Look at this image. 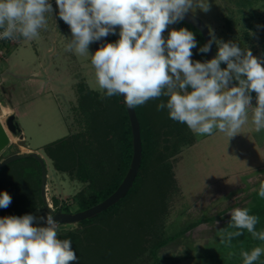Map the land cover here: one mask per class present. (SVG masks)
I'll use <instances>...</instances> for the list:
<instances>
[{"label": "rangeland", "instance_id": "rangeland-1", "mask_svg": "<svg viewBox=\"0 0 264 264\" xmlns=\"http://www.w3.org/2000/svg\"><path fill=\"white\" fill-rule=\"evenodd\" d=\"M208 3L210 10L206 13L198 8L189 12L208 26L216 41L236 43L264 60V0ZM169 33L163 32L165 40ZM71 39L70 32L68 40ZM24 42L10 48L0 59L8 57L11 65L20 63L25 70L33 68L38 64L35 45L26 48ZM94 43L89 46L90 55L94 54ZM214 45L218 50L217 43ZM36 47L39 55L47 54L43 46ZM65 48L66 44L59 45L53 53L55 58L49 68L52 85L43 84L42 93H35L24 78L17 81L21 90L18 120L25 138L12 140L0 159L25 150L22 145L31 147L46 160L47 176L45 182L43 178L40 182L39 164L32 157L5 166L0 173V193L7 192L12 201L9 207L0 208V218L26 215L37 203V208L28 214L37 218L33 226L46 227L48 215L54 218L59 211L78 212L80 196L100 190L117 162L118 148L106 142V125L115 122L117 106L105 103L91 57ZM36 69L40 70L38 66ZM80 84L100 91L105 100L95 124L79 107ZM253 108L251 112L247 110L248 122L233 137L215 129L211 135L195 134L197 143L186 146L179 155L154 158L140 192L114 216L89 224L57 222L58 238L70 239L78 257L70 264H243L242 250L251 252L255 247H264V241L254 239L246 229L231 241L220 232L234 230L228 228L234 208L250 209L251 215L259 217L256 231H264V198L258 195L264 184V130L255 131ZM156 115L151 111L154 120ZM160 130L163 149L168 125ZM72 134H78L79 144L90 146L83 164L73 162L79 148L72 142L63 152L55 145L46 148ZM53 157L68 169L59 170ZM163 166L168 167L165 172L172 168L175 178L157 173ZM254 264H264V254Z\"/></svg>", "mask_w": 264, "mask_h": 264}, {"label": "clouds", "instance_id": "clouds-1", "mask_svg": "<svg viewBox=\"0 0 264 264\" xmlns=\"http://www.w3.org/2000/svg\"><path fill=\"white\" fill-rule=\"evenodd\" d=\"M59 17L70 27L72 39L66 51L89 55L97 84L107 97L122 96L129 108L167 97L157 105L165 108L171 120L186 124L197 135H211L214 129L229 138L248 122L251 93H257L252 123L256 132L264 130V60L253 56L232 42L212 40L199 49L211 50L217 43L215 58L193 62L192 49L197 42L186 28L163 32L170 24L184 19L193 8L210 10L208 0H56ZM53 11L49 0H0V40L34 39L47 27L46 14ZM115 43L101 46L93 55L89 46L109 34ZM227 67L222 69L221 63ZM236 86L228 87L231 81ZM247 93V94H246ZM259 197L264 198V184ZM12 201L0 193V208ZM227 231L222 236L231 241L244 229L254 239L264 241V231H256L259 217L248 208H234ZM43 219V218H41ZM31 214L0 218V264H70L78 257L70 239H59L57 221L46 218V227L33 226ZM264 254V247L241 251L243 264H254Z\"/></svg>", "mask_w": 264, "mask_h": 264}, {"label": "trees", "instance_id": "trees-1", "mask_svg": "<svg viewBox=\"0 0 264 264\" xmlns=\"http://www.w3.org/2000/svg\"><path fill=\"white\" fill-rule=\"evenodd\" d=\"M181 28H186L189 31L193 32L195 36V40L197 42L196 48L192 49L193 55L191 57V60L193 62L200 61L202 63L208 61L207 53H201L199 51V49L205 45V39L202 33L193 25L188 24L181 20L178 23L168 25L164 32H166L167 30L168 31L179 30ZM119 30L120 29L116 30L115 35L113 34L111 35L107 43H115L119 39ZM215 51L216 53L218 52L216 48ZM221 67L225 69L227 65L222 62ZM84 87H86L84 84H80L78 86V89L81 92L79 107L82 108L83 112L88 113L89 118L92 120L93 124H95V122L97 121V116H100L99 113L101 112L99 111L100 109L103 108L102 105L104 104L105 100L102 99L100 91L93 90L90 88H84ZM105 91L106 90H103V93ZM252 94L257 97V93L252 92ZM105 97H106L105 103L110 101L111 103L117 106V118L115 122H113L112 124L110 123V125H106V131H107L106 142L107 143L110 142L112 146L114 144V147L118 148V152H116L118 158H116L117 162L113 167L110 177L105 182V185L100 190L89 196L86 195L80 196L78 202L79 205L78 211L88 209L102 202L107 197H109L122 183L123 179L125 178L130 168L133 158V153H134L133 132L126 106L120 96L107 97L105 95ZM167 99H168L167 97H160L158 99L149 100L144 105L135 107L141 126L143 156H142V163L140 166V170L134 182V186L122 200L114 204L108 210L96 215L95 217L81 221L82 224H89L98 219L111 217L119 213L123 209L127 201L140 192L141 186L145 181L146 174L148 170H150V166L152 165L154 158H171L181 153L184 147L188 145H192L196 142L195 134L187 127L186 124H182L171 120L168 116V110L166 108L161 111L157 110V105L162 101L166 103ZM151 111L152 114L153 113L157 114L156 115L157 117H154L156 118L155 120L151 116ZM164 125L165 126L168 125V131H167L168 136L166 139L163 140L164 147L163 149H161L160 148L161 138H162L161 135L163 133L161 132L160 129H162ZM77 135L78 134L76 135L72 134L71 136H66L55 142L49 143L46 146V148L55 145L56 150L63 152L66 150L67 146H69L70 143L72 142L74 146H77L79 148L78 151H76L75 155L72 157L74 158L73 162H75L76 165L83 164L84 163L83 158H86L87 155L90 153V150L88 149L90 148V146H87L85 144H79V141L77 140L78 138ZM170 138H172V140L170 145H168V141ZM67 151L69 150L67 149ZM54 153H58V152H54ZM31 159L36 160L33 157ZM53 159L55 160L54 161L55 166L59 170L66 171L68 169V166H61L58 164L59 162L58 158L53 157ZM36 161L38 162L40 168V176H41L40 182H41L42 169L39 161L38 160ZM164 168H168V167L163 166L162 169H158L157 173H159L160 175H163L165 173V176L169 177L170 179L172 177L175 178L174 171L172 170V168H169L168 172H165ZM163 179L164 178L161 177L160 182H162ZM37 206H38L37 203H35L34 206L31 207L30 210L27 212V214L35 210Z\"/></svg>", "mask_w": 264, "mask_h": 264}, {"label": "water", "instance_id": "water-1", "mask_svg": "<svg viewBox=\"0 0 264 264\" xmlns=\"http://www.w3.org/2000/svg\"><path fill=\"white\" fill-rule=\"evenodd\" d=\"M188 24L193 25L195 28H197L203 35L205 39V44L209 43L210 40H212V33L208 26L197 16L194 14L188 12L185 14L184 19L182 20ZM119 29V26H116V30ZM112 34H109L107 37L101 38L100 41H97L94 43V53L97 51L101 46L105 45ZM216 51L214 42L211 45V50L207 52V59L211 60L215 58ZM221 67V65H220ZM222 68V67H221ZM223 69V68H222ZM238 83H236L234 80L231 81L228 85V87L236 86ZM247 94V93H246ZM124 102V98L120 96ZM130 121H131V127L133 132V158L130 165V168L123 179L122 183L118 186V188L105 200L102 202L88 208L82 211H78L75 213L70 212H63L59 211L55 214L54 219L58 223L62 224H70V223H77L81 222L86 219H90L95 217L96 215L108 210L110 207H112L114 204L122 200L128 192L132 189L134 186V182L137 178V175L140 170V166L142 163V156H143V144H142V136H141V126L140 121L137 115L136 108H129L126 103L124 102ZM250 104L253 106H257V97L254 96L251 93V101ZM21 128L19 126V122L16 119V116L14 114L10 115L5 122H3L0 118V155L3 153V151L12 143L11 136H17L20 135ZM27 157H33L36 160L39 161L42 169V178L43 182L46 180L47 176V164L46 160L37 152H29V153H13L10 156H7L6 158H3L0 161V172L1 170L7 166L8 164ZM45 184H43V190H44Z\"/></svg>", "mask_w": 264, "mask_h": 264}, {"label": "crops", "instance_id": "crops-1", "mask_svg": "<svg viewBox=\"0 0 264 264\" xmlns=\"http://www.w3.org/2000/svg\"><path fill=\"white\" fill-rule=\"evenodd\" d=\"M52 9L53 11L51 14H46L47 27L39 30L40 34L38 37L31 40L24 38L20 39V42L25 41L24 43L26 48H28L29 45L30 46L35 45V49L34 48L33 49L37 56L36 60L38 61V64L33 65V68H31L30 70H25L20 63H14V65H11L10 59L8 57L7 58L5 57L4 59H0V61H3V63L6 64L4 67L3 66L4 64L0 62V118L3 122H5L4 118L6 116H10L12 114L16 116V119L19 122L18 108L20 103L21 90L17 86V81H20L21 79L23 80V78L26 79V82H29L30 87L34 89L35 93L38 92L42 93L44 90V85L46 86H48V84L52 85L53 80H52V76L49 74L50 71L49 68L52 65V61L55 58L53 53H55L57 46L67 44L68 35L71 32L70 27L59 17V8L52 7ZM38 44L40 47L43 46L42 48L47 51L48 54L47 60H46L47 54L44 56L39 55L38 53L39 50L36 47ZM9 51L10 49L8 50V52ZM37 66L40 68V70L36 69ZM45 77H48L50 80L46 81L44 79ZM5 109H7L8 112H4ZM248 110L251 112L252 106H250ZM11 138L13 141L14 139L16 141L23 140L25 138L24 130L21 128L19 137L11 136ZM196 143L197 142L189 146L191 147ZM21 147L24 148L25 150H18L15 153H29L33 151L31 147L25 145H22ZM2 154L0 155V157L2 156ZM2 159H0V161Z\"/></svg>", "mask_w": 264, "mask_h": 264}, {"label": "built area", "instance_id": "built-area-1", "mask_svg": "<svg viewBox=\"0 0 264 264\" xmlns=\"http://www.w3.org/2000/svg\"><path fill=\"white\" fill-rule=\"evenodd\" d=\"M49 2L51 3L52 7L58 8L56 5V0H50ZM20 39L21 38L16 40H0V58L6 56L8 50L18 44Z\"/></svg>", "mask_w": 264, "mask_h": 264}, {"label": "bare ground", "instance_id": "bare-ground-1", "mask_svg": "<svg viewBox=\"0 0 264 264\" xmlns=\"http://www.w3.org/2000/svg\"><path fill=\"white\" fill-rule=\"evenodd\" d=\"M4 112H8V110H7V109H5V110H4Z\"/></svg>", "mask_w": 264, "mask_h": 264}]
</instances>
